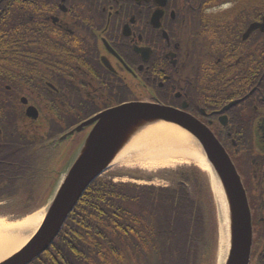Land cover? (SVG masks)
Listing matches in <instances>:
<instances>
[{"label":"flooded vegetation","instance_id":"flooded-vegetation-1","mask_svg":"<svg viewBox=\"0 0 264 264\" xmlns=\"http://www.w3.org/2000/svg\"><path fill=\"white\" fill-rule=\"evenodd\" d=\"M0 90L4 122L35 140L92 108H184L231 154L264 253V0H0Z\"/></svg>","mask_w":264,"mask_h":264},{"label":"trees","instance_id":"trees-1","mask_svg":"<svg viewBox=\"0 0 264 264\" xmlns=\"http://www.w3.org/2000/svg\"><path fill=\"white\" fill-rule=\"evenodd\" d=\"M0 112V197L36 198L52 185L44 180L52 174L48 167L55 147L22 131L13 133L17 128L4 122V107ZM174 172L179 178L171 186L96 179L46 254L56 260L49 264H213L216 219L210 181L196 166ZM263 254L253 264H264Z\"/></svg>","mask_w":264,"mask_h":264},{"label":"water","instance_id":"water-1","mask_svg":"<svg viewBox=\"0 0 264 264\" xmlns=\"http://www.w3.org/2000/svg\"><path fill=\"white\" fill-rule=\"evenodd\" d=\"M32 111L36 110L30 108L29 113L32 114ZM158 120L186 129L201 143L230 206L232 239L226 264H249L252 243L250 210L245 189L230 156L213 132L196 117L182 109L144 102H131L111 108L84 123L88 125L97 121L68 169L41 227L22 249L0 264H27L44 252L62 229L85 190L108 168L128 143L131 134L138 127Z\"/></svg>","mask_w":264,"mask_h":264},{"label":"bare ground","instance_id":"bare-ground-1","mask_svg":"<svg viewBox=\"0 0 264 264\" xmlns=\"http://www.w3.org/2000/svg\"><path fill=\"white\" fill-rule=\"evenodd\" d=\"M107 67H110L107 64ZM130 141L115 157L114 164L141 163L146 166L197 164L211 175L214 202L217 204L222 229L228 224L229 206L221 181L207 160L199 141L183 128L169 122L156 121L137 128ZM62 179L55 184L59 186ZM55 190V191H56ZM55 193V192H54ZM46 214L44 207L17 219L0 218V261L18 251L40 227ZM228 228L223 231L226 236ZM228 238L221 241L218 264H224L229 251Z\"/></svg>","mask_w":264,"mask_h":264},{"label":"rangeland","instance_id":"rangeland-1","mask_svg":"<svg viewBox=\"0 0 264 264\" xmlns=\"http://www.w3.org/2000/svg\"><path fill=\"white\" fill-rule=\"evenodd\" d=\"M133 82V87H134ZM135 88V87H134ZM143 94V98L147 100V94L145 91L141 92ZM138 97V96H137ZM71 146H68V145ZM75 146L71 144V140L67 141L65 144H61L58 146V149H60L59 154L57 155V158L53 160V167L51 168V165H49L48 170H51L50 173L54 172L47 180H44V183L47 182V185L49 186L51 183L53 184L54 179L58 177L59 173L62 174V172L65 171L67 168V162L71 160L74 156H70L74 152ZM57 149V150H58ZM57 154V151L56 153ZM74 159V158H73ZM196 166H198L195 163H192ZM191 167L187 163H179L174 165H153V166H146L141 163L133 162L128 164H114L111 166L105 173L102 175V177L107 178H113L115 181H126L128 183H137V184H154L158 186H171L175 185L177 182V179L179 178L177 174L174 172L175 170H179L182 168H188ZM204 173L207 175L210 183H211V175L208 172V170L201 168L198 166ZM244 173H247V170H244ZM60 178V176L58 177ZM55 185V184H53ZM212 188V183H211ZM212 193L213 189H212ZM43 195H38L34 199H27L25 196H14L13 198H8L4 201V203H0V216H8L9 219H13L12 216H20L22 214H26L28 211H30L32 208L37 207L39 204L41 205L44 200L42 197ZM214 197V196H213ZM43 198V199H42ZM215 201V200H214ZM229 206V204H228ZM30 209V210H29ZM229 215H230V208H229ZM230 218V216H228ZM215 219H216V230H215V258L213 264L218 263V259L220 257V249H221V241L223 240V237L226 239L228 238V244H229V251L231 247V218L228 219V224L224 230L228 228V232L226 233V236L223 235V229L221 225V220L219 217V212L217 208V204L215 202ZM229 251L227 254L229 255ZM227 255V256H228ZM227 259V258H226ZM226 262V260H225ZM225 264V263H224Z\"/></svg>","mask_w":264,"mask_h":264}]
</instances>
